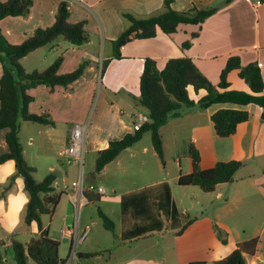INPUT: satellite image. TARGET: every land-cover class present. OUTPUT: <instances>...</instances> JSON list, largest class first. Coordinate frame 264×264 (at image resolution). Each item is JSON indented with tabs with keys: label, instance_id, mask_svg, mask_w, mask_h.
<instances>
[{
	"label": "crops",
	"instance_id": "crops-1",
	"mask_svg": "<svg viewBox=\"0 0 264 264\" xmlns=\"http://www.w3.org/2000/svg\"><path fill=\"white\" fill-rule=\"evenodd\" d=\"M62 1L69 5L70 22H84L88 42L81 47H72L59 40L55 44L43 46L28 54L21 60V65L27 72L42 71L61 55L62 62L58 72L59 74H67L76 70L83 61L88 62L84 74L67 88L55 87L51 92L48 87L40 85L27 92L33 98L28 106L29 113L46 114L54 122V126L39 125V127H33V133L37 134L39 139L42 136V144L41 146L39 143H37L39 146L35 145V136L28 133L29 138L26 141V146L27 149L32 147L31 150L28 149L30 156L39 164L45 161L46 152L57 155L56 162L54 156L53 159L46 158L52 159L53 162L45 167L41 177L45 178L50 173L56 177L54 192L61 195L53 214L48 217H51L50 220L52 221L56 212L63 206L62 213L58 214L59 233L62 238V241L57 240L59 242L58 253L59 257L62 258L60 250L64 245L66 247V254L65 250L64 254L68 262L69 256L70 260L78 261L81 259L78 256L79 253H90L87 250L79 251L78 247L83 245L85 238L91 232L89 229L84 240L76 244L74 255H71L73 244H71V239L66 235L65 230L73 229V231H78L80 235L81 231L88 228L86 224H83L81 218L78 220L81 210L87 204L77 211L69 202V196L77 187L74 176L77 173L78 165L61 156L69 141L72 125L80 124L85 127V151L89 150L96 154L98 151L107 148L109 142L121 139L126 134L131 133L134 130V125L137 124V118L139 116L147 118L148 116L147 110L137 103L139 78L142 74L145 58L153 60L157 69L162 70L169 59L187 57L192 60L207 80L213 85H217L226 61L228 58L236 56L242 66L252 62L257 63L264 80V0H229L228 3H225L224 0H171V7L176 11H185L192 6L200 9L211 7L216 2L220 3L216 6L217 12L199 26L181 24L176 32L171 35H166L158 30L154 38L133 40L127 43L121 48V59L119 60L112 59L111 42L127 27V22L122 15L132 13L138 18L156 15L162 11L164 0H32V7L27 16L7 17L0 21V29L3 35L10 43L19 44L30 37L35 29L51 26L54 22L57 6ZM257 1H261V5L256 6ZM193 34H197V36L192 37ZM185 42L191 43L187 49L182 48V44ZM106 43L108 48H106ZM100 51H103V54ZM26 59L30 60V64H28L30 68L22 63ZM107 59H110V62L102 72V62ZM1 73L0 65V76ZM227 82L229 84L228 89L249 92L248 86L239 78L237 70H233L227 75ZM188 92L190 98L195 102L205 94L204 91L195 93L191 88ZM96 93L99 95L95 111L90 117ZM222 109L244 110L249 114L248 120L237 125L235 133L227 138L218 137L211 122V116ZM26 123L24 121L20 123L19 138L22 128L29 126ZM5 134L6 131H0V154L6 151ZM160 135L164 157L167 144L174 148L179 144L181 147H186V151L189 144H192L199 153L202 170L212 168L217 162L239 161L243 163L242 168L235 174L232 183L217 185L213 192L205 193L209 197L197 195L198 199L207 206L203 211L208 208L212 211L228 209L229 212H233L239 209V204L252 203L255 205L252 212H259L256 204H253L257 197H259L258 205L264 207V117H262L260 107L253 104L240 106L231 103L213 104L204 110L197 106L183 107L179 110L177 118H170L165 126L160 129ZM165 136L168 137L167 144ZM52 143L59 150H50L53 147L51 146ZM138 144L140 143L137 142L131 148L121 152L114 161L107 164L99 174H96L99 180L98 184H92L91 181L83 184L84 187L94 185L104 189L103 194L92 193L100 197L98 202L87 203L99 204L107 195L108 197H112L111 194L114 195V199L119 205L120 228L114 222V230L109 232L118 238L120 247L129 246L130 248L131 244H136L133 247L136 249L139 248L137 246L142 239L158 234L162 235L160 244L158 243V246L156 244L161 258L154 260L150 258L147 252L138 251L135 254L132 253L133 249H130L131 253L129 252L121 258L120 264H164L166 261L164 256H169L170 248L177 264L207 261L204 257L207 256L208 252L206 240L208 232L206 230L200 231L194 240L185 239V236L197 227L198 222L196 221L205 220L202 218L194 217V222L180 236L175 235V229L169 228V222H165L161 231L148 232L143 236L127 239L123 237L125 233L135 227L137 222L132 220L124 223L122 221V196L166 182L170 186L174 204L177 206L172 182L176 183L180 174H188L192 171L191 160L187 155L185 168H182L181 160L176 158L175 165L178 170L170 180L159 178L153 182L136 186V181L128 178L131 176L128 168L129 162L136 159L137 163L143 166L148 162V158L157 157L152 145L139 147ZM41 147H43V155L40 157L37 156L34 148L38 153V148ZM22 148L23 156L28 163L27 150L23 145ZM162 166H165V163ZM31 167L35 169V179L37 169L34 166ZM9 170L8 163L0 165V177L4 178V183H0V195L5 193L7 196L10 190H19V186L15 184L16 171L14 175L9 176ZM116 170H119L122 178L113 181L111 178H114V171ZM160 170H162L161 166L157 163V171ZM11 177H13V182L9 184ZM69 179H71V183L68 182ZM104 180L108 182H104ZM101 181L104 182L105 186ZM119 185L123 186V189L124 187L131 188L120 192L121 187ZM6 196H0L5 200L3 209L0 210V234H3V236L0 235V250L2 251L10 247V237L14 235L15 227L19 221L18 217V221L13 226V221L7 214ZM63 196H65V200L62 199ZM246 200L247 202H245ZM98 207L101 209L100 206ZM203 211L200 217L204 216L202 213L205 212ZM180 214L188 215L187 210L183 208L180 210ZM45 217L47 216H43L42 220L44 226L49 229L50 236L51 223H47ZM216 224L227 232H231L230 226L222 220L217 219ZM34 234L32 232L33 236ZM254 237H257L260 243V237L256 235ZM170 238L175 241H171ZM175 242H178V245L183 243V250L182 248L179 250ZM258 246L252 256L253 264L262 259L257 253ZM192 249L196 250L195 256ZM109 252L108 254H110ZM223 257L225 256L223 255ZM215 260L219 259H211L210 261ZM3 263H5L4 259Z\"/></svg>",
	"mask_w": 264,
	"mask_h": 264
},
{
	"label": "trees",
	"instance_id": "trees-1",
	"mask_svg": "<svg viewBox=\"0 0 264 264\" xmlns=\"http://www.w3.org/2000/svg\"><path fill=\"white\" fill-rule=\"evenodd\" d=\"M229 0H225L228 3ZM171 0H164L160 13L146 18H138L132 13L122 16L127 27L111 42L112 59H121V48L133 40L154 38L160 30L166 35L176 32L181 24L201 25L207 18L217 12L216 7L197 8L192 6L185 11H176L171 7ZM32 7V0H0V21L7 17H25ZM70 11L67 2L58 4L54 22L46 28H37L33 34L19 44L10 43L0 29V131H6L4 141L6 151L0 154V165L15 162V176L23 177V189L30 196V202L23 210V222L26 225L34 224L37 232L28 243H21L13 235L10 237V248L13 252L15 264H65L66 260L59 257V242L49 237V229L44 226L43 216H51L57 206L60 195L54 191L56 177L48 174L42 181L37 182L31 167L23 156V148L18 134L21 121L31 122L41 126H54V122L46 114L29 113L28 106L33 101L27 92L43 85L53 92L55 87L67 88L78 80L88 64L83 61L79 67L67 74H59L62 56H58L52 64L42 71L27 72L20 61L35 50L55 44L61 40L72 47H81L88 42V35L84 29V22L72 23L69 21ZM193 34L192 37H196ZM190 42L182 44L187 49ZM110 59L102 62L103 72ZM238 71V76L249 88V92L228 89L227 75ZM197 93L204 91V96L195 102L189 96V89ZM264 80L257 63L252 62L242 66L238 57L228 58L219 75V82L213 85L198 70L191 59L187 57L169 59L162 70H158L155 62L149 58L143 60V70L139 78V97L137 103L148 112L147 121L135 128L121 139L109 142L107 148L97 152L94 165V175L114 161L121 152L131 148L139 142L145 133H149L152 148L164 164V151L160 129L170 118H177L183 107L197 106L204 110L213 104L231 103L240 106L249 104L262 109L264 117ZM249 118L247 111L238 109L218 110L211 116L215 134L220 138L232 136L237 125L246 122ZM187 155L191 160L192 171L180 174L176 180L178 186L197 187L203 193H211L219 184H229L234 181L235 174L242 168L239 161L217 162L212 168L202 170L200 157L196 148L189 144ZM13 177L9 179V184ZM88 202H98L99 196L84 193ZM97 216L103 228L114 230V222L97 207ZM121 219L124 223L134 220L135 227L123 235L125 239L143 236L148 232L161 231L165 222L169 228L175 229V235L180 236L194 222L189 215L178 212L174 204L170 186L164 182L156 186L121 197ZM213 229L221 243L227 244L228 233L225 229L213 224ZM224 236V237H223ZM257 237L235 244L234 249L225 257L215 261H192L189 264H246L244 256L252 257L258 246ZM104 252L78 254L81 259L95 258ZM3 253L0 250V264L3 263Z\"/></svg>",
	"mask_w": 264,
	"mask_h": 264
},
{
	"label": "rangeland",
	"instance_id": "rangeland-1",
	"mask_svg": "<svg viewBox=\"0 0 264 264\" xmlns=\"http://www.w3.org/2000/svg\"><path fill=\"white\" fill-rule=\"evenodd\" d=\"M225 2V0H224ZM220 2L214 3L211 7H216L218 6ZM210 7V6H209ZM207 8V7H205ZM108 44L106 43V48H108ZM46 49V48H45ZM101 54H103V51H100ZM21 63V61H20ZM25 64L27 68L30 64V60H24L22 62ZM101 74V73H100ZM104 74V73H103ZM103 74H102V79H103ZM104 82V81H103ZM102 82V84H103ZM98 93L95 94L92 109L90 111V117L95 111L97 99H98ZM22 122V121H21ZM26 125L29 126H24L22 128L21 133H20V138L19 141L21 140V143L23 146H25L27 150V158H28V163L31 166H34L37 169V173L35 175L36 181L40 182L42 181L41 177L43 174V171L45 167H47L51 162H53V156L54 160L56 162L57 160V155L52 152H46L45 153V161L41 162L40 164L35 161L34 158L30 156V153L28 149H32V147L26 146V141L29 138L28 133H32L35 136V145L37 143L42 144V136L40 139L38 138V135L33 133L34 129L33 127H39L37 124L29 123L27 122ZM30 135V134H29ZM165 142L167 144L168 142V137L165 136ZM140 144L139 147H143L144 145L146 147H150L151 145V140H150V135L149 133H145L141 140L139 141ZM38 145V144H37ZM54 144L52 143L51 146ZM39 146V145H38ZM35 153L37 156L43 155V147L38 148V153L36 149L34 148ZM52 151L54 150H59L57 147L53 146L51 147ZM33 155H35L33 153ZM186 156H187V151L186 147H181L179 144L177 146L171 147V145H166V151H165V157H164V163L166 168L164 169L165 166H162L160 160L158 162V158H148V162L140 166V164L137 163L136 159H133L132 161L129 162V173H131L130 178L133 181H136L137 185H144L147 182H153L155 180H158L159 178H168L169 180L172 178L174 174L177 173L178 167L175 165V160L176 158H179L182 163V168H185L186 166ZM41 157V156H40ZM52 158L51 160L46 159V158ZM97 154L94 152H90L89 150L84 152V160H83V166L82 168L78 166V169L76 170L77 173H75V178L77 184H87V182L91 181L92 184H98L99 180L97 175H93L94 173V165H95V160H96ZM157 163L161 166V169L159 172L157 171ZM119 170L114 171V178H111L113 181L119 180L122 178V175L119 174ZM34 177V174H33ZM69 183H71V179L68 180ZM104 182H108L104 180ZM104 182L101 181V183L104 185ZM105 186V185H104ZM121 187L119 190L120 192L131 188V187H124V189ZM137 188V187H134ZM172 190L174 193L175 197V203H176V209L180 213V210L183 208L187 210L188 215L191 218H202L205 219L204 221H196L198 222L197 227L190 231L187 236H185V239L187 240H194L196 238L200 231L206 230L207 233V256L204 257L207 261H210L211 259H220L224 256H227L234 248V244L242 241L249 240L253 238V236H259L260 237V243L258 246V255L261 256V261L258 260L256 261V264H264V207L261 205H258L259 202V197L255 198L253 201V204H256L258 207L259 212H252L253 211V206L252 203H244V204H239V209L234 210L233 212H229L228 209L224 210H213L208 209L203 211L207 206L203 202H201L200 199H198V196L202 197H209V195L201 192L198 188L192 187V186H178L176 183L172 182ZM118 192V191H117ZM193 193V194H192ZM118 194V193H116ZM194 195V197H193ZM198 195V196H197ZM5 197V193L0 195ZM112 197L106 196L104 200H102L101 203H87V205L81 210L79 218L82 219L83 224H86L88 229H90L91 232L87 235L85 238L83 245L78 247V250H87L88 252H104L101 256L95 257V258H88V259H80L78 261L76 260H70L69 256V261L67 262V257H66V247L63 245L60 253L62 256L63 260H66V264H120L122 262V259L126 254L130 252V249L132 250V253H138L139 252H147L150 255V258H153L154 260H157L158 258H161L160 253L158 252L157 246L160 244L161 240L160 238L162 235H155L153 237L145 238L142 239L140 244H138L139 248L134 249L136 244H131L130 248L129 246L126 247H120L119 246V240L114 236L113 233L106 231L102 227L101 220L97 216V207L100 206L101 209L109 216L113 222H115V225L120 228V222H119V205L118 202L114 199V195L111 194ZM3 197H0V200H4ZM65 200V196L62 198ZM247 202V200L245 201ZM63 211V206L59 208V210L56 212L54 218L52 221L50 220L51 217H45V221L47 223H51V233H50V238L55 239L56 241H62V238L60 237L59 229H60V221H58V214L62 213ZM204 214L203 217L201 216V212ZM23 213L20 214L19 216V221L17 227H15V232L13 233L14 235H18V240L21 243H27L30 241V239L33 237L32 232L36 233V226L34 224L31 225H26L23 222ZM75 219L77 220V217L75 216ZM199 219V220H200ZM217 219L222 220L223 222L227 223L230 228L231 232L228 233V243L223 246L221 243V237L218 236L216 231L213 229V224L217 223ZM208 220V221H207ZM195 222V223H196ZM3 236V234H0ZM224 237V236H223ZM171 241H175L173 238H170ZM57 241V242H58ZM159 243V244H158ZM172 243V242H171ZM157 244V246H156ZM177 248L179 250L182 248L183 250V243H176ZM139 249V250H138ZM65 250V254H64ZM108 251H110L108 254ZM193 255L195 256L196 250L192 249ZM1 253H3L5 263L4 264H15L13 260V252L12 249L6 248L4 251L1 250ZM131 253V252H130ZM122 255V257H121ZM205 256V255H204ZM246 264H253V258L252 257H244ZM164 264H177L175 261V258L173 257L171 253V248L169 249V256H164ZM29 264H34L33 262L29 261Z\"/></svg>",
	"mask_w": 264,
	"mask_h": 264
},
{
	"label": "built area",
	"instance_id": "built-area-1",
	"mask_svg": "<svg viewBox=\"0 0 264 264\" xmlns=\"http://www.w3.org/2000/svg\"><path fill=\"white\" fill-rule=\"evenodd\" d=\"M261 5V1L256 2V6ZM147 118L143 116H139L137 118V124L135 128L139 127L141 123L146 122ZM84 139H85V127L80 124L72 125L70 129V137L67 143L66 148L61 153V156L66 157L68 161H72L82 168L83 160H84ZM96 193L103 194L104 189L99 186L89 185L84 187L83 184H77V187L74 188L73 192L69 196V202L72 206H74L77 211H79L83 206L87 204V199L84 196V193ZM89 229L86 228L81 231L80 235L78 231H73V229H66V235L71 239V244H73L71 255H74V249L77 243L84 240L86 235L88 234Z\"/></svg>",
	"mask_w": 264,
	"mask_h": 264
},
{
	"label": "clouds",
	"instance_id": "clouds-1",
	"mask_svg": "<svg viewBox=\"0 0 264 264\" xmlns=\"http://www.w3.org/2000/svg\"><path fill=\"white\" fill-rule=\"evenodd\" d=\"M9 164V172L8 175H14L15 174V162H6ZM0 183H4V178L0 177ZM23 177L22 176H17L15 180V184L19 186V190L17 191H12L10 190L7 193L6 196V202L8 205L7 208V214L13 221V226L14 223L18 221V217L20 214L23 212L25 209L26 205L29 204L30 202V196L23 191ZM5 204V200H0V210L3 209V206Z\"/></svg>",
	"mask_w": 264,
	"mask_h": 264
}]
</instances>
